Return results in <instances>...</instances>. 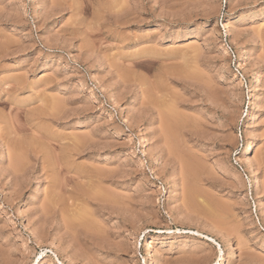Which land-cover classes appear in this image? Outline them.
<instances>
[{
	"label": "rangeland",
	"instance_id": "1",
	"mask_svg": "<svg viewBox=\"0 0 264 264\" xmlns=\"http://www.w3.org/2000/svg\"><path fill=\"white\" fill-rule=\"evenodd\" d=\"M263 84L264 0H0V264H264Z\"/></svg>",
	"mask_w": 264,
	"mask_h": 264
},
{
	"label": "bare ground",
	"instance_id": "2",
	"mask_svg": "<svg viewBox=\"0 0 264 264\" xmlns=\"http://www.w3.org/2000/svg\"><path fill=\"white\" fill-rule=\"evenodd\" d=\"M226 25V24H225ZM229 27V26H228ZM251 60V55H250V53L247 51V50H245V51H243L242 53H241V57H240V62H241V66L244 68L248 63H249V61ZM254 63V62H253ZM244 69H246V68H244ZM261 75H259L257 72L255 73V76H254V83L256 84V87L258 88L257 90H259V88L261 87V85H262V79H261V77H260ZM254 85V84H253ZM264 85V84H263ZM255 88V87H254ZM254 98L257 100V98L255 97V95H254ZM257 102H258V104H259V101L257 100ZM261 106V105H260ZM257 107V106H256ZM259 109V108H258ZM176 116V115H175ZM170 117V116H169ZM171 118V117H170ZM172 120V119H171ZM259 120V115H258V113L257 114H255V116H254V121H258ZM252 121V120H251ZM167 122H169V121H167ZM172 123V122H171ZM174 123V122H173ZM180 123V122H179ZM175 124V123H174ZM250 124V123H249ZM168 125H169V123H168ZM170 126H171V124H170ZM176 126H178V124L176 125ZM167 127H169V126H167ZM174 131V130H173ZM251 142V141H250ZM144 144V143H143ZM148 147H149V145H148V143L147 142H145V145H144V148L145 149H148ZM171 147V146H170ZM177 148V147H176ZM175 148V149H176ZM172 150V149H171ZM179 152H180V150H179ZM179 152H177V153H179ZM182 152V151H181ZM180 152V154L179 155H181L182 153ZM176 153V152H175ZM173 154V153H172ZM184 154V153H183ZM182 154V155H183ZM186 154V153H185ZM184 154V155H185ZM16 156H17V154H15ZM20 155V154H19ZM18 155V156H19ZM181 155V156H182ZM190 155V154H189ZM181 156H180V159L181 160H183V159H185L183 156V158H181ZM244 156L245 157H247V159L249 160V165H251L252 166V160H254L255 158V156H254V153H253V145L251 144V143H248L247 144V146H246V148H245V151H244ZM7 157V156H6ZM193 157V156H192ZM15 158V157H14ZM13 158V159H14ZM18 157H16L15 158V161L17 160L18 161V159L20 158H18ZM194 159V158H193ZM195 160V159H194ZM14 161V160H13ZM16 161V162H17ZM180 161V160H179ZM184 161V162H183ZM182 161V163L184 164V166H186V168H187V170L189 171V173L191 172H193L194 171V168H192V166H191V163H189V162H185V160H183ZM190 161H192V160H190ZM197 161V160H196ZM257 161V160H256ZM181 162V161H180ZM21 163V162H20ZM185 163H186V165H185ZM19 164V163H18ZM182 164V165H183ZM255 164H256V162H255ZM181 165V164H180ZM195 166V165H194ZM193 166V167H194ZM198 166V165H197ZM182 167V166H181ZM196 167V166H195ZM254 167V166H253ZM185 168V169H186ZM196 169V168H195ZM254 170V169H253ZM252 171V170H251ZM188 173V172H187ZM186 173V174H187ZM194 174H195V172H194ZM197 174V173H196ZM190 175V174H189ZM194 176V175H193ZM192 176V177H193ZM191 178V177H190ZM253 178H255L254 179V182H253V186H260L261 184H262V182L260 181V179H259V177H257L256 175L253 177ZM192 185V184H191ZM258 187H257V189H258ZM261 188V187H260ZM192 189H194V188H192ZM191 189V194H190V197H191V199L194 201V204H195V206H197V207H201V208H204V207H202L200 204H198L197 203V201H196V198L198 197L197 195H198V193L196 192L197 190H195V191H193ZM259 190V189H258ZM193 191V192H192ZM200 194V193H199ZM201 195V194H200ZM202 196H200L199 198H201ZM210 202V201H209ZM192 203V202H191ZM204 204H205V202H204ZM207 204V203H206ZM48 205V204H47ZM194 206V205H193ZM194 206V207H195ZM208 206H209V204H208ZM215 206V205H214ZM197 207H195V208H197ZM211 207H213V206H211ZM194 208V209H195ZM47 209V208H46ZM218 209H219V207H218ZM224 209V208H223ZM199 211V210H198ZM224 211V210H223ZM204 212H206V213H208V214H210V215H213L214 217L215 216H218V218L220 217L221 218V216H219L220 215V212H219V210L218 211H216L215 209H212V208H209V207H206V209H205V211ZM223 213V212H222ZM224 216V215H223ZM84 219V218H83ZM219 220V219H218ZM88 222V221H87ZM85 224V223H84ZM94 225V224H93ZM90 226H91V224H90ZM147 244V243H146ZM231 244L232 243H229V247H231ZM149 248V247H148ZM198 253V252H197ZM196 253V254H197ZM195 254V255H196ZM150 255V254H149ZM148 255V256H149ZM149 258V263L150 264H154V262H153V260H152V258H150V257H148ZM39 264H41V262L39 263Z\"/></svg>",
	"mask_w": 264,
	"mask_h": 264
},
{
	"label": "built area",
	"instance_id": "3",
	"mask_svg": "<svg viewBox=\"0 0 264 264\" xmlns=\"http://www.w3.org/2000/svg\"><path fill=\"white\" fill-rule=\"evenodd\" d=\"M229 50H230V55L232 57V59L238 63V71L240 73H243L245 74L243 71H244V68L241 66V62H240V56L237 54L236 50L232 47V46H229Z\"/></svg>",
	"mask_w": 264,
	"mask_h": 264
}]
</instances>
